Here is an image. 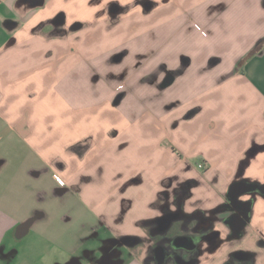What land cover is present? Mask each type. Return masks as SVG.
I'll return each instance as SVG.
<instances>
[{
	"label": "crops",
	"instance_id": "0c3cea01",
	"mask_svg": "<svg viewBox=\"0 0 264 264\" xmlns=\"http://www.w3.org/2000/svg\"><path fill=\"white\" fill-rule=\"evenodd\" d=\"M110 1L0 0V264H264V0Z\"/></svg>",
	"mask_w": 264,
	"mask_h": 264
},
{
	"label": "flooded vegetation",
	"instance_id": "af4514ba",
	"mask_svg": "<svg viewBox=\"0 0 264 264\" xmlns=\"http://www.w3.org/2000/svg\"><path fill=\"white\" fill-rule=\"evenodd\" d=\"M140 0H136V2H139ZM108 10H107V20H111V19H114L113 16H116L118 14H121V13H125V11H127L128 9V5L126 4H122L120 3L119 1L117 0H111L110 3L108 4ZM59 20H62L64 21V17L62 19H59ZM58 21V19H57ZM83 25L82 22H75L72 26H81ZM178 215L176 214H171L169 212H165V214L163 215L162 217V220H164L165 222H167L168 220H171V218H175L176 217V220H173L169 223V225H167V227L165 226H162V227H159V226H156V227H152V229L150 230L153 234L154 232H156L157 230H161V229H165V231H172L176 228H178L179 226V218H177ZM179 217V216H178ZM183 227H186L185 224L183 223ZM196 258H191L190 260L191 261H194ZM193 263V262H192ZM145 264H159L157 261H148L145 263ZM163 264V263H162Z\"/></svg>",
	"mask_w": 264,
	"mask_h": 264
},
{
	"label": "water",
	"instance_id": "95a60500",
	"mask_svg": "<svg viewBox=\"0 0 264 264\" xmlns=\"http://www.w3.org/2000/svg\"><path fill=\"white\" fill-rule=\"evenodd\" d=\"M171 82H172V78L166 80L164 84L169 85ZM248 190H251V186L246 185V184L237 185L234 189H232L231 197L234 198V201H236V202H234L236 204V206H239V202H237V200H236L237 197L239 196V193H243V192L248 191ZM241 217L247 218V215H246L245 211H243V210L241 213ZM244 225H245L244 220H241V223L239 225L240 228H242Z\"/></svg>",
	"mask_w": 264,
	"mask_h": 264
},
{
	"label": "built area",
	"instance_id": "2783aa9c",
	"mask_svg": "<svg viewBox=\"0 0 264 264\" xmlns=\"http://www.w3.org/2000/svg\"><path fill=\"white\" fill-rule=\"evenodd\" d=\"M197 167H198L199 169H200V168H203V166H202L201 164H198ZM54 179L57 181V183H58L59 185H63V184H64L63 180H62L59 176L54 175Z\"/></svg>",
	"mask_w": 264,
	"mask_h": 264
},
{
	"label": "rangeland",
	"instance_id": "374dc122",
	"mask_svg": "<svg viewBox=\"0 0 264 264\" xmlns=\"http://www.w3.org/2000/svg\"><path fill=\"white\" fill-rule=\"evenodd\" d=\"M211 47H212L214 50H219V49H217L215 46H211ZM133 60H134V59L128 58V61H129L128 63L130 64V62L133 61ZM216 67H218V64H217V66H215V68L212 67L211 69H213V68L216 69ZM121 88H122V86L119 87V89H121ZM120 95H121V97L117 98V100L119 99V101L123 98V94H120Z\"/></svg>",
	"mask_w": 264,
	"mask_h": 264
},
{
	"label": "trees",
	"instance_id": "16d2710c",
	"mask_svg": "<svg viewBox=\"0 0 264 264\" xmlns=\"http://www.w3.org/2000/svg\"><path fill=\"white\" fill-rule=\"evenodd\" d=\"M258 46H259V45H258ZM258 46H257V47H258ZM252 53H253V52H252ZM252 53H251V54H252Z\"/></svg>",
	"mask_w": 264,
	"mask_h": 264
}]
</instances>
